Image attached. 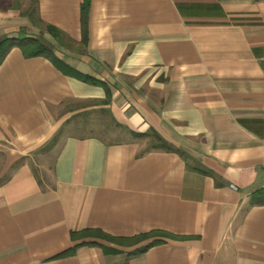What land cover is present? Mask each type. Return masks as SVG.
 <instances>
[{"label":"crops","instance_id":"crops-1","mask_svg":"<svg viewBox=\"0 0 264 264\" xmlns=\"http://www.w3.org/2000/svg\"><path fill=\"white\" fill-rule=\"evenodd\" d=\"M8 38L59 64H0V264H264V0H0Z\"/></svg>","mask_w":264,"mask_h":264},{"label":"trees","instance_id":"trees-1","mask_svg":"<svg viewBox=\"0 0 264 264\" xmlns=\"http://www.w3.org/2000/svg\"><path fill=\"white\" fill-rule=\"evenodd\" d=\"M88 11H89V4L88 2H85L82 5L83 36H84L85 41L87 39ZM47 28L49 32L53 34L55 37L58 36L59 30L56 27L48 26ZM14 45H18L19 47H21L25 56L27 57L45 56L57 62L54 59L55 54H54L52 47L50 45L43 43L39 39H36V38H25V39L8 38L0 42V64L3 62V59L5 55L7 54V52L9 51V49ZM73 73L75 74V72ZM76 73L81 79L85 81H89L94 84L101 83L98 80L88 75H83L78 72ZM71 236L73 239L85 238V237L102 238V239L109 241L112 244L123 246V247L138 246L133 252L130 253L131 255L143 253L147 251L149 248H151L152 246L162 243L163 239L161 238H165V237L174 238V235L167 233V232H163V231H153V232L140 234V235H136L132 237H117V236H112L108 233H105L101 229H85L80 232H72ZM91 244H94V243H91ZM110 251L116 252L118 250L112 247L110 248ZM70 253L71 251H67L61 254V256H66Z\"/></svg>","mask_w":264,"mask_h":264},{"label":"rangeland","instance_id":"rangeland-1","mask_svg":"<svg viewBox=\"0 0 264 264\" xmlns=\"http://www.w3.org/2000/svg\"><path fill=\"white\" fill-rule=\"evenodd\" d=\"M30 9H31L32 11L34 10V4H31V5H30ZM0 162H1V163H0V169H1V168L3 167V163H2L3 160H2V157H0ZM8 175H9V173H7V172L5 173V172H1V171H0V182L3 181V180H5V179L8 177Z\"/></svg>","mask_w":264,"mask_h":264}]
</instances>
